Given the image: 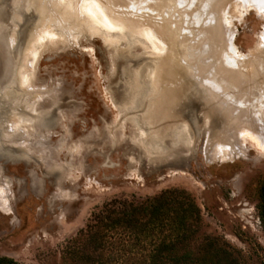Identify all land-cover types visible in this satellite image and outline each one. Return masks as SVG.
Segmentation results:
<instances>
[{
  "label": "rangeland",
  "instance_id": "obj_1",
  "mask_svg": "<svg viewBox=\"0 0 264 264\" xmlns=\"http://www.w3.org/2000/svg\"><path fill=\"white\" fill-rule=\"evenodd\" d=\"M263 34L241 0H0V256L147 264L145 214L116 219L174 190L170 254L264 264Z\"/></svg>",
  "mask_w": 264,
  "mask_h": 264
},
{
  "label": "trees",
  "instance_id": "obj_2",
  "mask_svg": "<svg viewBox=\"0 0 264 264\" xmlns=\"http://www.w3.org/2000/svg\"><path fill=\"white\" fill-rule=\"evenodd\" d=\"M174 190L164 191L156 197L147 200L143 204L138 206H132L130 203H122L124 206L123 218L116 219L122 220L125 225H134V221L130 219L127 207L134 211L135 209L141 210V213L145 214L144 220L138 223L136 234H142L144 238L152 237L154 241L153 248L148 253L147 264H187L193 262L194 264H223L225 257L230 256V253L216 245L214 241H208L207 245L210 247L209 251L199 255V257L189 258L187 252L170 254L172 249L180 243H185L187 234L184 231L186 222L183 218H170L168 212H176L177 208L182 213L197 211L192 202L184 205V203H178L177 207L174 206V199L168 198ZM173 204V205H172ZM128 214V215H127ZM258 216L260 219L261 227L264 230V187L259 192L258 203ZM136 228V227H135ZM102 237V236H101ZM234 260H231L233 262ZM0 264H20L13 259L5 256H0Z\"/></svg>",
  "mask_w": 264,
  "mask_h": 264
},
{
  "label": "bare ground",
  "instance_id": "obj_3",
  "mask_svg": "<svg viewBox=\"0 0 264 264\" xmlns=\"http://www.w3.org/2000/svg\"><path fill=\"white\" fill-rule=\"evenodd\" d=\"M89 5H90L89 11H90V15H91L92 19H94L96 21H102L103 23H106V21L109 20V17L107 16V14L103 11V9L100 6L97 7L96 6V3H94L93 1H90L89 2ZM241 5H243V6L244 5L245 6H255L260 11H262V13L264 14V0H241ZM150 36H152V35H150ZM263 37H264V34H263ZM263 37H262V39H263ZM154 38L155 37H153L152 40H154ZM262 42L264 43V41H262ZM156 49L159 50V48H156ZM159 51H162V50H159ZM153 72H154V69H153ZM260 106H263L264 107V101L262 102V104ZM256 123L260 125L261 124V121L259 119H257V122ZM251 137H252V140L255 142L256 147L258 149L264 150V139L259 138V136L257 134H253Z\"/></svg>",
  "mask_w": 264,
  "mask_h": 264
},
{
  "label": "water",
  "instance_id": "obj_4",
  "mask_svg": "<svg viewBox=\"0 0 264 264\" xmlns=\"http://www.w3.org/2000/svg\"><path fill=\"white\" fill-rule=\"evenodd\" d=\"M1 43H0V52H1ZM2 57L0 56V82H1V80H2V78L3 77H5L6 75H8V74H6V72H4L3 71V67H2Z\"/></svg>",
  "mask_w": 264,
  "mask_h": 264
},
{
  "label": "snow or ice",
  "instance_id": "obj_5",
  "mask_svg": "<svg viewBox=\"0 0 264 264\" xmlns=\"http://www.w3.org/2000/svg\"><path fill=\"white\" fill-rule=\"evenodd\" d=\"M61 2H63V0H61Z\"/></svg>",
  "mask_w": 264,
  "mask_h": 264
}]
</instances>
